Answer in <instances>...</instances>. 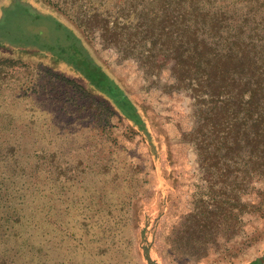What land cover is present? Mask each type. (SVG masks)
<instances>
[{
  "label": "rangeland",
  "instance_id": "1",
  "mask_svg": "<svg viewBox=\"0 0 264 264\" xmlns=\"http://www.w3.org/2000/svg\"><path fill=\"white\" fill-rule=\"evenodd\" d=\"M155 6L0 0V264L264 258V177L227 165L210 58L179 74L147 37ZM225 9L235 29L244 12ZM257 20L244 37L264 45Z\"/></svg>",
  "mask_w": 264,
  "mask_h": 264
},
{
  "label": "trees",
  "instance_id": "2",
  "mask_svg": "<svg viewBox=\"0 0 264 264\" xmlns=\"http://www.w3.org/2000/svg\"><path fill=\"white\" fill-rule=\"evenodd\" d=\"M149 1L157 6L150 10L147 37L164 38V53L175 54L177 59L168 57L175 60L174 69L179 74L180 67L202 71L205 57L210 58L206 63L210 71L207 81L209 95L214 97V114L227 119V165L244 163L253 166L248 168V174L259 172L264 177V45L253 37H244L248 23L259 26L257 17L259 9H264V0ZM226 7L244 12V19L238 21L235 29L228 23ZM230 19L234 23V17ZM161 25L163 30L156 35L155 28ZM84 57L86 69L98 75L103 89L112 90V81L94 67L90 58ZM117 98L120 104L126 100L121 95ZM220 99L224 112L216 111ZM129 112L135 114L133 108ZM262 263L264 258L250 264Z\"/></svg>",
  "mask_w": 264,
  "mask_h": 264
}]
</instances>
